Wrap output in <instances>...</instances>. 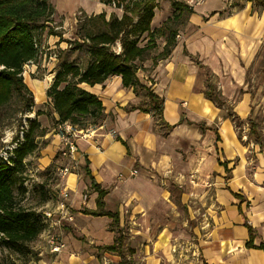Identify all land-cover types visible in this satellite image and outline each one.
<instances>
[{"label":"rangeland","instance_id":"obj_1","mask_svg":"<svg viewBox=\"0 0 264 264\" xmlns=\"http://www.w3.org/2000/svg\"><path fill=\"white\" fill-rule=\"evenodd\" d=\"M49 1L53 4L54 0ZM103 1L100 0L101 3ZM155 1L157 2L156 16L168 13V17H170L173 12L172 3L174 1L183 2L192 9L203 3L204 0H194L193 2H190V0ZM252 1L254 0H250L253 5ZM245 2L246 0H231V3L235 5H243ZM106 6L115 10L116 13H122L121 9L114 7L112 4ZM253 7L254 9L258 8L253 5L252 9ZM88 14H85L81 10L75 11L74 14L66 16L68 20L64 19L62 22L54 20V11L53 23L50 27L53 26V30L57 34L49 35L47 33L48 29L42 32L36 60L23 67L22 79L26 86L27 83L31 85L32 82L33 84V80L45 78L43 76L46 73L44 71L45 67L50 72H56L61 62H73L81 68L87 64L89 59L87 48L85 44H81L78 40L77 31L79 30V25L84 23V18L90 17ZM110 15L105 13L106 19ZM113 15L115 14L113 13ZM186 18L187 14L184 12L181 18L170 23L171 27L176 30L181 29L185 24ZM102 28L99 22H91L86 26V30L91 29L97 32L101 31ZM145 41L146 38L144 36L140 44H145ZM155 41L157 45H161L162 42L165 44V36L156 38ZM112 49L120 51L117 44ZM154 50L150 51V55L148 54L143 59L142 64L147 59L150 60L148 61L150 65L148 68H144L142 64H139L140 62L137 63L140 68L139 77L144 82L143 85L150 87L152 91L153 81L147 72L151 71L154 66L153 58L156 57V55H153L155 53ZM54 56H56L55 60H53ZM151 57L153 58L151 59ZM32 68L33 75L30 72ZM198 76V79H201L204 83V89L200 90L197 88L195 91H200L201 97L206 98L203 91L208 90L209 85L214 90L215 95H220L219 91H217V78L211 76L209 71L199 68ZM52 79L49 82L50 85ZM80 86L83 88L82 85ZM244 87L246 88V92L250 93L252 97V114L244 121L239 120L235 113H233L232 107L224 102L221 96L218 99L222 101L224 107H217L212 102L215 107L224 108V117L231 121L239 144L243 148L240 155H235L234 153L223 154L222 151L219 153L217 149L216 154H214L209 148L205 147L207 144L199 136L194 138L192 143L189 140L184 141V138L182 146L171 147L167 144V151L164 152L143 153L142 151L132 153L130 151L123 158V164L126 168L117 176L116 183L129 182L130 184L127 189L130 191H125V202H122L115 196L118 194H115L111 195L106 203V210L109 209L111 212L118 211L119 227L112 221L110 224H101L99 223L100 221L95 220V222L92 219L75 223V219L73 220V215L71 214H74L76 211L71 210L70 205L72 202H67L68 191L62 185L66 177L61 178L58 169L63 166L70 167L71 174L77 176V184L82 186L83 193L81 197L83 196V200L93 191L90 187L89 178L83 169L84 159H81L80 165V160L76 155L74 159L62 156L61 152L63 148L56 151L50 147L49 138L44 139L42 137L45 131L48 130L50 133L53 132L59 135L62 142L66 133L61 127L63 124L58 125L56 120H54L53 114L55 113L46 95L44 103L35 105V98L38 97V92L35 90L33 93L28 88L33 96V105L31 112L27 113L24 112L26 102L20 96L13 94L10 101L0 108V156L12 144V139L18 135L22 128L21 126H26V117H34L40 120V125L42 124L43 127L40 126L42 133L36 138L37 148L24 160V185L27 192L20 205L26 210L34 211L37 215L41 216V219L44 211L55 212H53L52 218L49 220L50 222L45 223L43 221L45 225L44 229L34 241L27 245L23 253L12 252L0 242V264H37L39 259L54 261L56 256V264H68L67 261L74 259L72 252L73 254L75 252L78 253L75 249L67 248L64 245L66 242L64 240L69 239L68 237L70 236L74 237L76 241L85 243L84 245H89L88 248L91 250L88 253H82L81 256L88 259L89 254L92 253L96 260L93 259L90 264H139L140 259L144 256V251L145 255H147L149 249L153 248L154 243L156 241L160 242L164 236H166L167 244L158 249L154 255L156 258L163 259V263L165 264H196L200 258L196 251V245L203 236V231L213 225V221L209 215V205L211 204V195H215V188L217 186H213L211 182L216 181L218 177L223 178L225 181L230 177V170L228 169L224 170L220 168V172H218L217 163L227 162L228 168L238 167L237 172L242 174L245 170L248 172V168L256 164V154H262L264 151V135H261L263 133L262 126L264 119V38L254 62L246 67ZM134 95L136 98L135 103L127 105L124 108L125 111L131 106H148L149 100L143 89H138ZM206 100L208 99L206 98ZM187 105L184 100L177 102L178 115L182 121L187 120L188 117H193L188 111L186 112ZM37 112H40V115H36ZM164 117V112L159 114L157 111H149L146 122L141 123L142 131L149 126L153 131L152 133H157L165 139L172 129L165 123ZM114 120L112 114H104L102 119H99L96 124L92 123V118L87 117L83 119L85 127L80 128L78 126L67 125L75 129V133H78V137H80L86 135L88 130L103 125V122H106L104 128L106 132L116 133L115 129H113ZM249 120L258 124V132L262 138V144L259 146L253 143L252 137L249 135ZM195 124L191 127V130L198 129V131H203L201 129V126H204L203 122L199 121ZM125 131L126 133H138L131 127H126ZM208 134L210 135V138L208 137L210 142L212 140V143L217 146L219 141L214 136L215 133ZM128 137L133 140L135 146H139L133 135L128 134ZM114 138L117 140V136ZM187 146H190V148ZM208 147H210V143H208ZM134 182H140V184H134ZM117 187L116 185L113 186L112 190L117 189ZM119 188L121 189V186ZM122 189L124 190L123 186ZM59 191L62 193L61 195ZM58 193L62 200L60 202H63L65 205L61 213V210H57L56 208L59 197ZM143 199L146 202H142ZM81 206H83V202ZM72 220L73 222L70 224ZM79 231L89 232L93 238L79 234ZM119 234L122 237V246H120L119 250L117 252L105 250L103 247L115 243ZM50 235L56 237L63 246L57 253H45L44 250H40V252L39 247L44 242L49 251L47 238ZM63 237H65L64 240ZM74 240L70 238V241L73 242ZM191 244H194V246H191ZM144 246L147 247L145 250ZM65 248L67 249L65 250ZM51 254H55L52 256V259ZM86 264H88L87 261Z\"/></svg>","mask_w":264,"mask_h":264},{"label":"crops","instance_id":"obj_2","mask_svg":"<svg viewBox=\"0 0 264 264\" xmlns=\"http://www.w3.org/2000/svg\"><path fill=\"white\" fill-rule=\"evenodd\" d=\"M52 6L55 11L54 20L62 22L64 19L68 20L66 16L79 10L85 14L89 13L88 15L105 12L107 15L114 13L117 17L121 16V13H116L100 0H54ZM252 6V3L248 1L243 5H235L231 3V0H204L203 3L192 8V13L188 14L184 21L185 24L177 30L175 47L168 58L158 60L152 70L147 72L153 81V92L163 101L162 112H164L165 123L172 129L165 139L157 133H152L149 126L142 131L141 123L146 122V113L137 110H124L127 105L134 104L136 98L131 89L121 87L119 77H110L103 84H96L92 87L81 84L84 90L99 98L104 114H112L115 119L113 129L116 133L106 132L104 130L106 122H103V125L88 130L86 135L76 139L77 152L71 157L74 159L76 155L80 160V165L81 159L84 161L86 159L88 169L95 182L104 190H108L109 193L107 192L103 198L104 210H106V203L111 195L118 194L115 196L125 202V191H130L127 189L129 182L116 183L117 176L126 168L123 158L130 151L132 153L164 152L167 151V144L171 147L182 146L185 140L192 143L194 138L201 136L207 144L205 147L214 154L217 149L219 153L222 151L223 154L240 155L243 148L239 144L231 121L224 117V108L215 107L211 101L201 97L200 91L197 92L195 89H204V83L198 79V73L199 68L205 69L211 76L217 78V91L224 102L232 107L233 113L239 120L244 121L251 116L252 97L244 87L246 67L254 62L264 38V8L254 9L253 7L252 9ZM165 14L156 16V11L154 12L151 22L152 29L158 28L162 24L168 17V13ZM163 46L164 42L157 45L153 55H158ZM55 58L56 56L53 57V60ZM148 61L150 60L147 59L144 64H142L143 61L139 64L148 68L150 66ZM138 70L137 78L143 84L144 82L139 77V67ZM44 71L46 72L45 75L43 74L45 78L33 80V84L30 81L31 85L27 83L33 93L35 90L38 92L35 105L45 102L46 89L55 73L50 72L47 67ZM30 72L32 75L34 74L33 68ZM179 100H184L188 104L186 112L188 111L193 117H188L183 121L180 119L177 107ZM53 116L56 120V114ZM37 121L40 124V120ZM199 121L204 124L201 126L203 131L191 130V127ZM40 126L43 127L42 124ZM126 127H131L138 133H126ZM262 127L261 135H264V119ZM208 133H215L214 136L219 141L217 146L212 143V140L210 142ZM128 134L134 136L139 146H135ZM115 136L120 141L116 140ZM42 137L49 138L50 147L56 151L63 148L59 135L47 130ZM121 141L125 144L123 145ZM208 143H210V147H208ZM187 147L190 148V146ZM256 155V164L248 168V172L245 170L242 174L237 172L238 167L228 168L227 162L217 163L218 172H220V168L228 169L230 177L226 181L218 177L216 181L211 182L213 186H217L215 195H211V204L209 205V215L213 225L203 231L204 234L196 245L197 254L200 256L196 264H264V249L258 248L260 244L264 247V151L262 154ZM76 178L77 176L74 174H69L62 182L68 191L66 200L72 202L71 210L76 211L71 214L75 223L92 219L100 221L101 224H110L112 220L108 217H97L80 212L82 209L86 211L96 209V193L92 191L87 198L85 197L86 199L82 200V186L77 184ZM134 184H140V182H134ZM115 185L118 186L116 191L112 190ZM59 193L62 194L60 191ZM59 193L56 208L58 202L62 201ZM144 201L145 199L142 200V202ZM82 202L83 206H81ZM114 212L118 213V211ZM244 222L253 230V247L251 248L245 246L249 235ZM79 234L93 238L91 233L86 231H79ZM165 237L160 242L156 241L147 255L144 251V256L140 259L139 264H165L163 259L154 256L159 248L166 246ZM68 238L64 240L65 237H63V240L66 241L64 245L78 251L75 254L72 252L74 259L67 261L68 264H86V261L90 264L93 259L96 260L92 253L89 254L88 259L81 256L82 253H88L91 250L88 248V244L84 245L85 243L74 240L72 236ZM70 238L74 241H70ZM88 243L90 244V242ZM40 247L39 251L49 252L45 242ZM146 248L144 246V250ZM54 255L51 254V259ZM56 262L57 256L54 261L39 259L37 264H56Z\"/></svg>","mask_w":264,"mask_h":264},{"label":"trees","instance_id":"obj_3","mask_svg":"<svg viewBox=\"0 0 264 264\" xmlns=\"http://www.w3.org/2000/svg\"><path fill=\"white\" fill-rule=\"evenodd\" d=\"M252 2L256 7L264 8V0ZM103 3L121 9V16L111 14L106 19L102 12L85 17L84 23L79 25L77 36L87 48V64L81 68L73 62H61L45 92L56 114L58 125L66 123L82 128L86 126L83 119L87 117L93 119V124L102 119L104 109L101 101L80 85L92 87L103 84L113 76L120 78L122 88L131 89L133 93L143 89L148 97L147 107L131 106L127 111L137 110L146 114L151 110L159 114L162 112V99L150 87L139 82L137 63L142 62L150 51L156 49L155 39L163 36L165 44L162 51L153 58V64L156 65L157 60L168 58L175 47L177 33L170 23L181 18L184 12L191 14V7L174 1L172 15L158 28L152 29L151 22L157 8L155 0H104ZM53 15L54 8L49 0H0V108L15 94L26 102L24 112H31L33 96L23 82L22 71L25 65L36 60L42 32L48 29L49 35L57 34L53 26L50 27ZM91 22H99L103 27L101 31L86 30ZM144 36L145 44H140ZM116 44L120 48L119 52L112 49ZM203 94L218 107L224 105L218 99L220 95H215L210 85ZM36 115H40V112ZM25 119L26 126H21L18 135L12 139V144L0 156V242L8 250L17 253H23L45 226L41 216L20 205L27 192L24 185V160L36 150V138L42 133L36 118ZM249 135L255 145L262 144L258 124L252 120H249ZM117 140L120 141L118 138ZM121 143L125 144L122 141ZM83 169L89 178L90 187L96 193V209L82 212L108 217L118 227V213L104 210L103 198L107 191L95 182L86 159ZM244 226L249 235L245 246L251 248L253 230L245 222ZM120 246L122 237L119 234L115 243L103 248L117 252ZM258 248L264 249L262 244Z\"/></svg>","mask_w":264,"mask_h":264},{"label":"built area","instance_id":"obj_4","mask_svg":"<svg viewBox=\"0 0 264 264\" xmlns=\"http://www.w3.org/2000/svg\"><path fill=\"white\" fill-rule=\"evenodd\" d=\"M193 1L194 0H190V2ZM61 127L66 131L65 136L62 139V143H63V149L61 152L62 156L72 157V155H74L77 152L76 139L78 138V133H75L76 130L71 128L67 124H63ZM58 172L61 178H65L66 176L71 174L70 167H64V166L58 169ZM64 208L65 205L63 202L58 203L57 210L60 209L61 210L60 213ZM52 215H53L52 211H44L42 215L43 221L45 223L50 222L49 220L52 218ZM47 243L49 245V252L51 253H57L59 249H61V247L63 246L62 243H60V241L53 235H50L47 238Z\"/></svg>","mask_w":264,"mask_h":264}]
</instances>
